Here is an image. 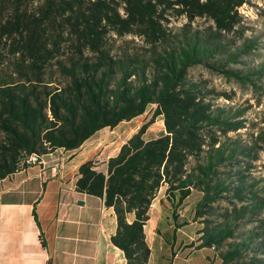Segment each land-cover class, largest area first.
<instances>
[{"label":"trees","instance_id":"obj_1","mask_svg":"<svg viewBox=\"0 0 264 264\" xmlns=\"http://www.w3.org/2000/svg\"><path fill=\"white\" fill-rule=\"evenodd\" d=\"M249 4L0 0V180L28 170L31 156L39 162L57 150L75 151L99 131L154 106L162 136L144 139L152 120L105 161L103 171L91 160L77 170L76 192L113 211L110 243L126 264H148L145 228L164 189L166 220L167 213L176 220L183 203L199 196L194 217L204 226L197 249L218 250L227 242L218 256L221 264H264V218L247 219L264 211V198L247 186L242 172L251 153L263 149L264 121L244 144V109L215 105L213 90L190 74L203 68L255 87L264 67L248 73L228 68L257 48L244 38L239 12ZM173 18L185 22L175 26ZM200 20L207 25H195ZM223 202L231 204L230 216L214 224L208 217ZM238 202L248 204L237 210ZM238 223L255 228L237 232ZM165 227L174 234L182 225ZM161 230L159 224L157 235ZM162 238L173 247L169 231Z\"/></svg>","mask_w":264,"mask_h":264},{"label":"crops","instance_id":"obj_2","mask_svg":"<svg viewBox=\"0 0 264 264\" xmlns=\"http://www.w3.org/2000/svg\"><path fill=\"white\" fill-rule=\"evenodd\" d=\"M75 151L66 163L51 167L55 174L48 175L50 167L42 163L0 180V264H126L123 253L109 241L116 232L113 211L102 200L76 192L77 170L86 160L78 161ZM162 192L164 196V189L158 196ZM163 196L156 208L158 197L154 200L149 212L154 209L158 217L156 229ZM168 230L176 241L179 230ZM162 235L156 232L153 241L162 239L172 253ZM169 260L172 263L166 264H194L177 254ZM153 261L158 264V255Z\"/></svg>","mask_w":264,"mask_h":264},{"label":"rangeland","instance_id":"obj_3","mask_svg":"<svg viewBox=\"0 0 264 264\" xmlns=\"http://www.w3.org/2000/svg\"><path fill=\"white\" fill-rule=\"evenodd\" d=\"M31 3L35 4L36 0H30ZM7 10V9H6ZM7 12V11H5ZM240 15L243 17L244 26L246 31L244 38L256 42L257 48L252 51V53L241 57L237 65H231L228 68L233 70H239L244 73L256 71L264 67V0H250L249 5H244L239 9ZM172 23L175 26H179L185 22L182 18H173ZM195 25H207V22L200 20L195 23ZM242 40H237V45L242 44ZM191 76L204 82L205 87L213 90L214 104L221 107H232L234 109L240 108L244 109L243 118L245 120V129H243L241 134V140L244 144H248L249 135L257 130L258 127L263 126L264 121V76H257L254 78L255 87L250 85H239L232 80H227L213 72H209L203 68H196L190 72ZM154 106H149L146 111L132 119L128 122H122L114 129H104L99 131L90 140L84 143L81 148L75 151V156L77 155L78 161H94L97 166L98 171L104 170V161L107 157H111L116 154L120 146L125 143L129 138L135 135L139 129L151 123L145 134V140L156 139L164 134L163 123L160 117L153 119ZM228 136L233 137L235 134H229ZM263 149H256L253 151L251 156L247 161H245L242 166V172L244 177H246V184L252 190H257L258 196L264 198V146ZM74 154V152L65 153V151L57 150L51 154L43 157V165L50 167L47 174H55L51 167L66 163L69 156ZM32 167H35L32 165ZM163 196V192L157 196L155 205L158 204V199ZM246 196H250L246 194ZM199 196L193 194L189 199H187L180 211L177 214V219L174 220L173 216L169 213L168 220L164 218L160 219V227L162 234L166 231L165 226H170L174 223L182 225L179 231L176 232V241L172 248V253L169 249L163 246L162 239H155L153 241L154 234L157 232L156 226L158 222V217L154 214V209L149 215V222L145 228V238L148 247L151 248L152 256L148 261V264H154L153 258L155 259L158 255L157 263H169L171 262L169 258H174L177 254L181 258L189 259L190 263L194 264H221L219 259V254L221 251L226 250L227 242L225 245L218 250H211L210 248H203L198 251V240L200 238L199 231L202 230L203 226L199 220H195L194 217V206ZM248 202L236 203V209H240L246 206ZM161 210V206H157ZM156 208V207H155ZM231 211V204L228 202L219 203L214 207L212 214L208 217V220L214 224H220ZM264 218V211H258L255 214H250L248 218ZM195 220V221H194ZM158 228V227H157ZM237 232H247L253 230L255 225L252 223H238ZM171 231V230H168ZM195 251V252H194ZM193 252V254H191ZM172 263V262H171Z\"/></svg>","mask_w":264,"mask_h":264},{"label":"built area","instance_id":"obj_4","mask_svg":"<svg viewBox=\"0 0 264 264\" xmlns=\"http://www.w3.org/2000/svg\"><path fill=\"white\" fill-rule=\"evenodd\" d=\"M29 162L31 164H42V160L38 162V158L36 156H31L29 159ZM211 250H214V248L212 247Z\"/></svg>","mask_w":264,"mask_h":264}]
</instances>
